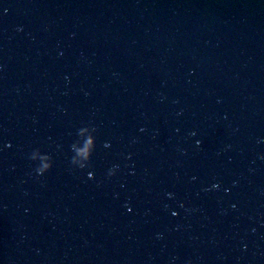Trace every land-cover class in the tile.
Masks as SVG:
<instances>
[{
	"label": "water",
	"instance_id": "95a60500",
	"mask_svg": "<svg viewBox=\"0 0 264 264\" xmlns=\"http://www.w3.org/2000/svg\"><path fill=\"white\" fill-rule=\"evenodd\" d=\"M0 264H264V0H0Z\"/></svg>",
	"mask_w": 264,
	"mask_h": 264
}]
</instances>
